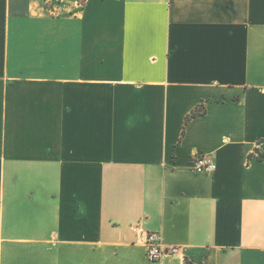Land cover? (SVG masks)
Returning <instances> with one entry per match:
<instances>
[{
	"label": "crops",
	"instance_id": "0c3cea01",
	"mask_svg": "<svg viewBox=\"0 0 264 264\" xmlns=\"http://www.w3.org/2000/svg\"><path fill=\"white\" fill-rule=\"evenodd\" d=\"M53 2L0 0V264H264V0Z\"/></svg>",
	"mask_w": 264,
	"mask_h": 264
},
{
	"label": "built area",
	"instance_id": "2783aa9c",
	"mask_svg": "<svg viewBox=\"0 0 264 264\" xmlns=\"http://www.w3.org/2000/svg\"><path fill=\"white\" fill-rule=\"evenodd\" d=\"M78 6H84L86 0H76ZM47 9L51 14H56L58 6L53 0H45ZM191 170L195 172H212L216 170L217 164L206 154L195 155L190 164ZM137 241L145 246L146 255L150 260L158 261L168 254L177 253L181 247L166 245L160 232L141 229L137 234Z\"/></svg>",
	"mask_w": 264,
	"mask_h": 264
},
{
	"label": "trees",
	"instance_id": "16d2710c",
	"mask_svg": "<svg viewBox=\"0 0 264 264\" xmlns=\"http://www.w3.org/2000/svg\"><path fill=\"white\" fill-rule=\"evenodd\" d=\"M206 111V108L204 105H200V106H197L188 116H187V120L185 121V124H184V127H183V135L185 134L186 132V127H187V124L188 122L190 121V119L196 117V116H199V115H202L203 113H205Z\"/></svg>",
	"mask_w": 264,
	"mask_h": 264
}]
</instances>
